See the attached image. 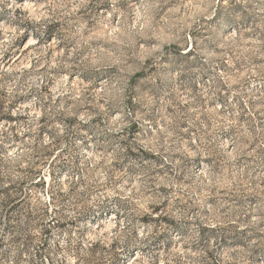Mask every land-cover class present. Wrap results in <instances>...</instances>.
<instances>
[{
    "label": "clouds",
    "instance_id": "clouds-1",
    "mask_svg": "<svg viewBox=\"0 0 264 264\" xmlns=\"http://www.w3.org/2000/svg\"><path fill=\"white\" fill-rule=\"evenodd\" d=\"M0 264H264V0H0Z\"/></svg>",
    "mask_w": 264,
    "mask_h": 264
}]
</instances>
